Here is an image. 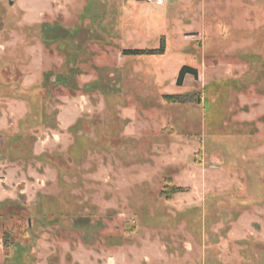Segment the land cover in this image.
<instances>
[{
  "label": "rangeland",
  "instance_id": "obj_1",
  "mask_svg": "<svg viewBox=\"0 0 264 264\" xmlns=\"http://www.w3.org/2000/svg\"><path fill=\"white\" fill-rule=\"evenodd\" d=\"M0 264H264V0H0Z\"/></svg>",
  "mask_w": 264,
  "mask_h": 264
},
{
  "label": "trees",
  "instance_id": "obj_2",
  "mask_svg": "<svg viewBox=\"0 0 264 264\" xmlns=\"http://www.w3.org/2000/svg\"><path fill=\"white\" fill-rule=\"evenodd\" d=\"M135 1L139 3L146 2V0H135ZM159 45H160L159 49H156V50H125L123 51V56H161L165 53V48H164L165 46H164L163 39H160ZM188 74L193 77H196L195 70L184 67L181 70L176 80V83L178 86H180L181 81L183 80L184 76ZM175 98L176 96H171V95H165L163 97L164 101H167V102H174L172 100H174Z\"/></svg>",
  "mask_w": 264,
  "mask_h": 264
},
{
  "label": "built area",
  "instance_id": "obj_3",
  "mask_svg": "<svg viewBox=\"0 0 264 264\" xmlns=\"http://www.w3.org/2000/svg\"><path fill=\"white\" fill-rule=\"evenodd\" d=\"M146 3L154 5V6H162L164 3V0H146Z\"/></svg>",
  "mask_w": 264,
  "mask_h": 264
}]
</instances>
